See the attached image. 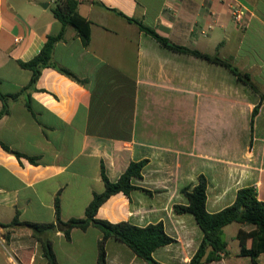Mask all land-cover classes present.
<instances>
[{
    "label": "crops",
    "instance_id": "0c3cea01",
    "mask_svg": "<svg viewBox=\"0 0 264 264\" xmlns=\"http://www.w3.org/2000/svg\"><path fill=\"white\" fill-rule=\"evenodd\" d=\"M57 2L0 0V142L36 160L0 145V264H49L41 241L21 223H55L56 200L62 220L83 218L94 194L105 190L103 167L117 182L131 163L145 160L142 177L133 179L137 189L113 195L97 218L141 228L162 223L175 242L156 249L154 260L190 264L203 234L193 215L174 211L188 203L184 189L205 176L209 213L232 205L246 187L264 202V0H80L90 42L67 27L53 61L85 83L47 67L21 93L32 72L20 62L62 29L52 12ZM236 5L244 10L241 23L232 16ZM126 18L228 60L259 93L222 65L166 49ZM251 229L226 226L229 255L205 264H253L240 256L237 239ZM102 236L90 226L74 229L70 241L57 230L40 238L52 242L59 264H97ZM106 254L107 264H149L114 238ZM257 263L264 264V253Z\"/></svg>",
    "mask_w": 264,
    "mask_h": 264
},
{
    "label": "trees",
    "instance_id": "16d2710c",
    "mask_svg": "<svg viewBox=\"0 0 264 264\" xmlns=\"http://www.w3.org/2000/svg\"><path fill=\"white\" fill-rule=\"evenodd\" d=\"M80 0H58L56 6L52 9L54 17L62 24L61 31L55 36H48L40 53L29 62H20L22 68L32 72V78L29 85L22 92L34 87L44 68L51 67L57 69L60 73L69 78L84 84L70 71L57 66L53 61V51L55 45L65 39L67 27H73L83 44L88 46L91 38V22L81 16L78 11ZM129 22L137 24L140 30L145 31L152 36L160 45L168 50L194 55L195 57L208 60L210 62L226 67L239 81L247 84L255 92L259 93L257 87L251 82L250 76L241 72L228 60H223L217 56L203 54L197 50H190L186 47L179 46L170 42L168 39L160 36L156 31L145 27L140 21L126 18ZM20 93L11 96H3L6 100L8 97L16 99ZM264 101V94H261V102ZM261 104V103H260ZM260 104L257 105L252 113V122L259 112ZM6 112L4 105L0 111V117ZM0 145L9 152H13L17 158H27L31 163H35V158L26 156L19 152L12 151L6 144L0 142ZM147 161L133 162L126 171L121 175L117 182H111L102 168V179L104 181L105 190L103 193H95L94 198L88 205L83 218H71L67 221L61 219L59 201L56 200L55 223L36 224L21 223L33 230L34 236L41 241L44 249L45 257L49 264H59L53 250L52 242L42 240L40 235L47 230L61 231L66 240L70 241L71 233L74 229L86 231L90 226L99 228L103 236L99 241V256L97 264H107L106 243L108 239L114 238L128 245L138 257L147 261L149 264H160L155 261L153 252L163 246L170 245L175 242L171 236L165 232L162 223L152 224L147 227H137L129 222L112 223L107 220L97 218L99 208L113 195L124 193L129 195L131 191L137 189L133 185V179L141 178L143 169ZM183 193L187 198V205H175V213L191 214L202 231L203 237L201 244L193 256L190 264H205L213 261L221 260L229 255L228 243L225 240L224 228L232 223L251 226L250 231L240 230L237 239L240 244V256L249 257L253 264H258V257L264 253V202L259 200L257 190L254 187H246L240 189L236 194L234 203L223 210L216 213H209L206 209L207 201V179L201 175L198 178L197 185L190 191L184 189ZM14 223H19L18 219ZM251 242L248 246V242ZM210 251L208 252V250Z\"/></svg>",
    "mask_w": 264,
    "mask_h": 264
},
{
    "label": "built area",
    "instance_id": "2783aa9c",
    "mask_svg": "<svg viewBox=\"0 0 264 264\" xmlns=\"http://www.w3.org/2000/svg\"><path fill=\"white\" fill-rule=\"evenodd\" d=\"M231 12L236 22L241 23L243 21L244 10L241 6L239 5L234 6Z\"/></svg>",
    "mask_w": 264,
    "mask_h": 264
},
{
    "label": "rangeland",
    "instance_id": "374dc122",
    "mask_svg": "<svg viewBox=\"0 0 264 264\" xmlns=\"http://www.w3.org/2000/svg\"><path fill=\"white\" fill-rule=\"evenodd\" d=\"M228 234H229V231H228ZM227 236H228V235H227ZM228 237H229V236H228ZM230 241H231V240H230ZM231 245L234 246L232 241H231ZM233 248H234V247H233Z\"/></svg>",
    "mask_w": 264,
    "mask_h": 264
}]
</instances>
